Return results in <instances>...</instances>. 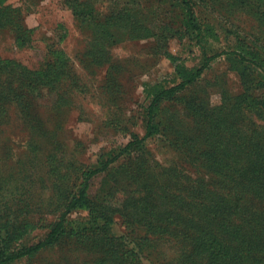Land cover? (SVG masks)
<instances>
[{"label":"rangeland","instance_id":"374dc122","mask_svg":"<svg viewBox=\"0 0 264 264\" xmlns=\"http://www.w3.org/2000/svg\"><path fill=\"white\" fill-rule=\"evenodd\" d=\"M191 1L200 29L210 27L213 34L198 39L186 30L176 0L3 1L19 8L32 31L22 44L9 27L1 28L0 58L36 71L49 61L56 65L55 79L33 105L11 104L0 125V219L25 225L12 248L44 238L83 172L118 153L132 133H144L146 84L173 85L175 65L197 67L216 54L196 81L161 102L160 130L134 151L133 164L119 156L90 178L88 193L106 201L108 221H94L89 208L74 209L73 223L88 235L63 236L9 264H108L97 245L102 238L136 250L142 240V264L178 262L180 241H149L141 222L135 218L133 226L121 213L127 196L137 194L132 176L139 174L138 160L146 159L155 171L175 166L205 177L204 163L186 148L184 137L200 133L198 119L205 115L204 121L225 129V108L241 98L233 129L264 134V78L234 52L244 45L264 61V0Z\"/></svg>","mask_w":264,"mask_h":264},{"label":"trees","instance_id":"16d2710c","mask_svg":"<svg viewBox=\"0 0 264 264\" xmlns=\"http://www.w3.org/2000/svg\"><path fill=\"white\" fill-rule=\"evenodd\" d=\"M3 1L0 0V29L9 27L16 40L26 43L32 30L22 23L19 8L3 4ZM176 2L181 6V23L186 30L195 32L198 39L202 35L213 34L210 27L203 31L200 29L191 0ZM234 52L241 60L259 69L264 78V61H259L256 51L239 45ZM215 56L206 55L197 67L175 65L177 81L173 85L156 82L144 86L148 99L144 133L141 136L132 133L118 153L100 166L83 172L80 187L74 193L72 190L65 193L60 213L44 238L12 248L11 242L22 236L25 225L12 219H0V264H9L53 245L63 236L88 235L84 226L73 223L70 213L74 209L89 208L94 221L102 219L105 224L110 218L104 211L106 201L89 195L90 178L107 170L119 156L127 157L128 163L131 161L133 164L137 160L134 151L160 130L161 102L196 81ZM55 66L49 61L42 70L36 71L13 60L0 58V125L11 104L22 109L33 105L43 94L42 90L52 84ZM241 101L242 98L225 108V129L218 122L204 121L205 115L198 119L200 133L184 137L188 140L186 148L193 152L194 158L204 163L205 177L186 175L175 166L155 171L146 159L137 162L139 174L133 173L132 176L138 181L137 194L127 196L121 213L133 226L137 218L149 234V241L168 238L181 242L178 262L163 264H264V134L249 135L245 129L240 135L233 129L237 120L234 116L242 105ZM38 122V129L46 134L40 119ZM165 171L168 172L166 177L163 175ZM155 174L163 176L157 178ZM129 205L135 207L134 213L126 211ZM99 208L100 213H97ZM99 240L98 249L105 250L108 264H142L144 261L140 256L142 240L136 242L140 246L137 250L111 238Z\"/></svg>","mask_w":264,"mask_h":264}]
</instances>
